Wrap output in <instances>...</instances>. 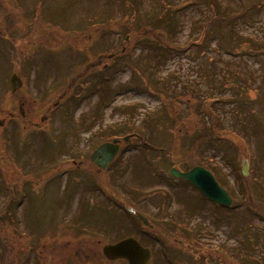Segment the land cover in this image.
I'll return each instance as SVG.
<instances>
[{
    "label": "rangeland",
    "instance_id": "374dc122",
    "mask_svg": "<svg viewBox=\"0 0 264 264\" xmlns=\"http://www.w3.org/2000/svg\"><path fill=\"white\" fill-rule=\"evenodd\" d=\"M99 56L98 68L79 75ZM12 74L22 82L14 94ZM192 95L219 99L218 139L197 147L195 111L185 103ZM6 97L60 102L47 132L35 136L13 126L7 137L0 127V215L6 209L31 245H44L39 253L46 264H116L82 259L87 252L99 258L101 246L125 229L107 209L121 214L127 196L170 188V167L194 165L210 169L233 198L227 220L213 222L212 205H201L203 228L215 229L210 243L229 250L232 264H264V0H0V122ZM126 133L139 138L122 147L105 174L89 177L75 168L68 180L51 182L37 167L25 174L15 165L23 153L37 164L65 154L80 158ZM234 133H244L247 143ZM4 172L28 177L13 203L8 195L17 191L6 185ZM98 180L119 200L96 193ZM174 189L197 191L180 182ZM64 190L73 201L60 198ZM195 248V256L210 253L205 245ZM67 253L73 259L62 262ZM30 256L28 264H38L36 253Z\"/></svg>",
    "mask_w": 264,
    "mask_h": 264
},
{
    "label": "flooded vegetation",
    "instance_id": "af4514ba",
    "mask_svg": "<svg viewBox=\"0 0 264 264\" xmlns=\"http://www.w3.org/2000/svg\"><path fill=\"white\" fill-rule=\"evenodd\" d=\"M21 85L22 82L18 89H21ZM15 91L11 89L12 94H14ZM59 98L64 99L65 97ZM49 99L39 100L35 97H6L4 101V116L2 118L1 126L4 131V135L8 137V134L11 133L13 126H18L24 133L27 131L35 133V136L39 135L40 132H47L45 127L51 124L52 113L56 110L60 103L59 101H56L50 106L48 103ZM102 142L103 141L98 142L91 150L88 148L89 151L87 153L82 152V157L80 158L77 156L69 158L65 154L63 155V159H58L57 157H51V159L43 158L42 163L37 164L36 159H27L26 161L25 155L27 153H23L24 155L21 157L22 164L20 165L15 163V165L18 166V170L20 172L25 174L29 171L35 170L37 167L40 171L46 172L47 178L51 182H55L59 178H66V180H68V176L74 173L73 171H75V168H81L79 171L87 173L88 175L86 176L89 177L97 176L98 174L101 175L103 173L105 174L112 169L113 162L117 160V157L122 152V147H124L128 142H120L118 144L117 155L115 158L112 159L104 168H100L91 162L90 155L92 150ZM28 143L32 144L31 141ZM5 146L7 147L8 154H10L11 149L9 146ZM44 150L47 151L48 149ZM8 162L12 164V160H9ZM24 164L28 165L26 171L24 170ZM12 165L15 166L14 164ZM6 170L9 171V168H6ZM168 172L169 169L167 174ZM26 178L28 177L19 176L18 178H15V175L6 176L4 172V179L6 180L7 185H10L9 187L15 188L16 186H19V189L16 190L17 192H22L21 190L24 189L23 187L28 184V181H25ZM72 178H74V175ZM83 179L85 178L83 177ZM172 180L174 183L172 186L169 184L170 188L164 187L163 185L159 188L150 189L146 192H140L134 198L126 195L127 199L122 201V211H119L122 215L114 211L112 207L108 208L107 211L115 212V215L119 217V220L123 226H125V229H122L123 232L121 234L125 235L119 237L121 235L118 234V238L116 240L112 243L105 242L102 246L106 244H114L120 240L131 237L134 238L142 247L150 251L148 264H232L231 261L233 255L229 252V250L218 247L217 245L213 246L210 243V241L215 238V229L210 228L212 230H207L208 228H203L204 221L207 219L198 218V214L201 213V205L205 200L212 205L211 215L212 217L214 216L213 222L217 219L221 221L225 218L227 220L229 214L228 209H230V207L222 208L217 203L204 198L197 191L195 193L187 192L186 194L185 190L174 189L175 183L180 182L187 185V182L179 178L178 180ZM46 183L48 184V182ZM95 184L96 185L94 186L99 188H97L96 193L98 191V194H102L104 191H107L104 181L98 180ZM70 193H74V190ZM107 193L109 198H112L113 201H118L121 196H115L118 193L113 194L112 191H107ZM68 195V191L64 190L60 192L61 199L67 197ZM71 201L73 200L69 195V202ZM221 212L225 214L219 217L218 214ZM192 219H195L193 223H191ZM84 229L85 227L81 228V230ZM184 231L189 234L184 235ZM187 241L192 242L193 244L187 243ZM172 242L174 244L170 246L169 243ZM176 243H186L187 250L182 247H177L178 244ZM68 244L69 243H67V245ZM194 244L199 246L205 245V249L210 252L209 255L204 257L199 255L195 256L194 254L197 253V249ZM210 245L212 246L210 247ZM102 246L99 258L92 257L89 252H87L82 258L83 261L87 263L89 259L93 258L103 259L101 261L104 262L127 264L124 259L110 260L107 258L102 253ZM193 248L195 251H188L193 250ZM75 256L77 257V254H75ZM73 257V254L67 253L64 255L62 262H65L66 260L68 261V258L73 259Z\"/></svg>",
    "mask_w": 264,
    "mask_h": 264
},
{
    "label": "trees",
    "instance_id": "16d2710c",
    "mask_svg": "<svg viewBox=\"0 0 264 264\" xmlns=\"http://www.w3.org/2000/svg\"><path fill=\"white\" fill-rule=\"evenodd\" d=\"M98 62H94L89 66L83 68L82 73L79 75H85L89 70L98 68ZM103 68V67H102ZM104 69V68H103ZM238 77H235L237 79ZM247 86V85H246ZM219 99L213 97H192L185 103L188 108L195 111V114L192 115L193 119H196V127H193V133H195L196 137L193 142V145L197 147L198 144L213 142L215 139H218V134L216 132V122L218 120L215 116L214 104H217ZM169 117L172 115L171 112L173 110L168 106ZM236 118L238 119V123L242 125V128L245 129V120L242 121L241 117L238 116V109L236 111ZM171 119L176 123L175 113L171 116ZM190 122V120H187ZM185 124V123H183ZM184 133L187 131V128L184 127ZM203 130H205L203 132ZM192 134V133H190ZM235 134V133H234ZM238 136L243 142H246V137L239 134H235ZM125 136H129V140L132 138H137L135 133H126ZM126 143V142H125ZM146 146V144L144 143ZM241 173V172H240ZM241 176L245 181L246 177L244 175ZM245 190H249L246 186ZM15 195L10 194L9 202L13 203L15 201ZM10 218V213L4 209L3 213L0 215V264H28L30 262V253L31 251L36 253L38 264H46L48 259L46 257L41 256L39 253V249L41 244L31 245L30 239L28 236L19 230L16 226L12 225V220ZM33 242V241H32ZM35 263V262H34Z\"/></svg>",
    "mask_w": 264,
    "mask_h": 264
},
{
    "label": "water",
    "instance_id": "95a60500",
    "mask_svg": "<svg viewBox=\"0 0 264 264\" xmlns=\"http://www.w3.org/2000/svg\"><path fill=\"white\" fill-rule=\"evenodd\" d=\"M11 82L16 89L20 82L15 75ZM128 140L127 137L123 139ZM118 139L105 142L96 147L91 153L90 160L100 168H104L115 156L118 150ZM247 164H243L242 172L246 175ZM170 174L190 182L193 186L212 201L220 205L227 206L230 200L226 192L221 189L210 172L202 167L195 166L189 171L181 172L172 168ZM103 255L110 260L125 259L127 264H148L150 251L142 247L134 238H126L115 244H107L102 248Z\"/></svg>",
    "mask_w": 264,
    "mask_h": 264
}]
</instances>
